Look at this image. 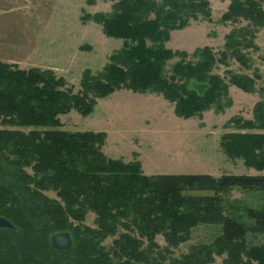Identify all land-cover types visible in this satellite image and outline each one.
Masks as SVG:
<instances>
[{"label":"trees","instance_id":"obj_1","mask_svg":"<svg viewBox=\"0 0 264 264\" xmlns=\"http://www.w3.org/2000/svg\"><path fill=\"white\" fill-rule=\"evenodd\" d=\"M229 2L227 18L245 25L229 32L222 50L199 48L191 58L164 43L170 30L209 15L208 0H116L110 12L88 16L127 41L98 73L83 72L77 90L52 69L0 62V216L15 227L0 228V264H136L133 259L155 264L126 236L115 248L102 244L125 219L147 238L170 229L165 235L171 244L178 239L176 230L188 231L186 220L220 225L213 249L227 254L225 264H250L244 255L264 264V246L245 241L248 235L264 234V174L144 176L138 160L104 154V132L58 128L59 114L71 109L88 114L96 99L120 89L160 93L180 117L211 107L222 110L226 84L212 72L213 65L229 58L242 63V50L253 48L254 32L264 30V0ZM231 79L249 91L250 82ZM256 143L248 139L245 150L260 149L252 146ZM233 188L259 192L257 206L245 209L247 224L231 211L227 195ZM46 191H54L56 198ZM86 211L94 212L95 228L79 223ZM59 231L70 233L69 250L51 245L52 234ZM211 251L196 246L174 264H204Z\"/></svg>","mask_w":264,"mask_h":264},{"label":"rangeland","instance_id":"obj_2","mask_svg":"<svg viewBox=\"0 0 264 264\" xmlns=\"http://www.w3.org/2000/svg\"><path fill=\"white\" fill-rule=\"evenodd\" d=\"M115 1L0 0V62L20 69H52L77 90L83 72L98 73L112 54L125 46L127 40L108 34L102 23L88 17L110 12ZM229 4V0H208L209 15L190 18L182 27L170 30L165 48L172 52L185 51L188 58L203 47L215 52L222 50L229 32L245 25L244 21L233 22L227 18ZM122 31L126 33L127 28ZM127 43L132 41L128 39ZM253 46L242 50V63L229 58L226 64L213 65L212 72L226 84L227 97L222 100V110L211 107L200 115L180 117L174 113L173 104L160 93L120 89L96 99L88 114L75 109L59 114L58 128L68 132H104V154L125 162L138 160L144 176L264 174V163L260 161H264L263 29L254 32ZM231 76L240 82H250L249 91L233 83ZM251 138L258 140L252 146L261 145V148L255 150L251 146L248 153L245 148ZM45 194L56 198L54 191ZM255 194L258 196L259 192L233 188L227 195L233 206L231 211L238 213L243 223H248L245 209L257 206ZM95 218L94 212L86 211L79 223L95 228ZM186 222L188 231L176 230L175 244L166 238L165 233L170 229L164 228L147 238L133 220L127 219L102 244L107 249L115 248L120 236H126L136 252L150 256L155 264H174L196 246L205 245L212 251L205 253L204 264H225L227 254L213 249L221 226ZM245 241L248 245L264 246V234L248 235ZM125 257L133 259L131 255ZM242 257L250 264H258L255 259ZM132 262L153 264L138 259Z\"/></svg>","mask_w":264,"mask_h":264},{"label":"water","instance_id":"obj_3","mask_svg":"<svg viewBox=\"0 0 264 264\" xmlns=\"http://www.w3.org/2000/svg\"><path fill=\"white\" fill-rule=\"evenodd\" d=\"M0 228L14 229V225L6 218L0 216ZM51 245L59 251H66L71 248L72 238L69 232L59 231L51 236Z\"/></svg>","mask_w":264,"mask_h":264}]
</instances>
